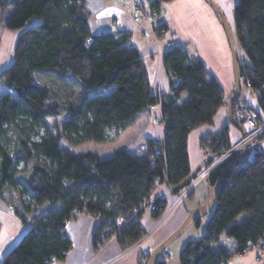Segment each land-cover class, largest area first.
I'll use <instances>...</instances> for the list:
<instances>
[{
  "label": "trees",
  "instance_id": "1",
  "mask_svg": "<svg viewBox=\"0 0 264 264\" xmlns=\"http://www.w3.org/2000/svg\"><path fill=\"white\" fill-rule=\"evenodd\" d=\"M166 1L151 0L150 8L160 17ZM0 9H6L7 29H22L15 39L13 60L0 71L4 88L0 91V199L28 226L0 264L64 261L72 248L65 224L81 212L99 219L93 234L95 249L111 233L106 225L122 217L126 223L116 232V241L122 251L127 250L146 232L142 206L157 184L174 187L169 195L178 196L196 171L241 137L231 142L227 125L202 136L199 144L207 157L191 174L189 133L213 124L217 110L227 107L233 93L225 99L223 88L201 60L191 58L181 45L168 47L163 64L171 92L158 94L151 88L139 50L127 36L91 32L86 0H0ZM232 17L237 51L242 50L247 59H238L241 82L257 103V108H248L241 93L234 102L232 115L243 124L246 109L256 110L264 119V0H236ZM32 18L39 21L27 24ZM153 25L157 36H164L161 19ZM42 72L63 79L66 93L40 78ZM182 94L187 96L184 102H180ZM156 104L165 118L164 139H147L144 155L118 149L101 159L94 152L73 153L60 144L61 138L70 146L107 142L110 134L117 135ZM62 115L60 130L50 132L47 119ZM232 157L214 167L198 186L205 182L207 193ZM192 193L190 199L195 198L193 189L187 199ZM167 197L157 201L150 211L152 218L163 214ZM205 216V231L182 247L181 264H226L231 252L221 244L223 240L233 241L236 254L264 240V155L257 148L225 172ZM167 258L166 249L157 264H166ZM147 261V256L139 257V264Z\"/></svg>",
  "mask_w": 264,
  "mask_h": 264
},
{
  "label": "crops",
  "instance_id": "2",
  "mask_svg": "<svg viewBox=\"0 0 264 264\" xmlns=\"http://www.w3.org/2000/svg\"><path fill=\"white\" fill-rule=\"evenodd\" d=\"M214 1L225 17H232L229 6L236 0H230L229 4L226 3V0ZM86 8L89 11L88 23L92 33L107 31L113 34L120 31L127 33L130 43L139 50L153 92L158 94L171 92L170 76L165 70L163 56L168 48L167 42L172 40L176 45L183 46L191 58H197L205 64L211 75L217 79L223 88L225 99L231 95L234 83L229 47L221 25L204 0H169L164 2L160 19L166 28L164 36L160 38L155 36L147 22L135 19L134 0H86ZM5 10L0 9V13L1 11L6 12ZM38 21L35 19V22ZM3 23L0 18V71L10 63L6 61L10 59L9 54L13 57L15 39L22 31V29H5ZM244 97L248 108H257L254 96ZM186 99L187 96L182 94L180 102H184ZM225 109L226 106H223L217 110L213 124L201 125L189 133L187 150L191 174L197 170L203 158L207 157V153L199 144L202 136L215 133L227 125L231 142L240 137V130L229 124L227 117H224ZM160 114V105L156 104L151 107L147 114L137 118L123 131L115 136L110 135L117 143H121V147H124L119 149L137 154L136 149L144 144L147 139L160 141L164 139L165 126L158 120ZM109 143L107 141L101 144L106 146ZM167 198L169 201L173 199V197ZM186 208V204L179 207L169 221L159 228L145 242L143 247L151 250L177 228L185 217ZM97 223L96 218L83 212L78 213L75 219L67 221L65 230L72 240V248L64 261L53 264H103L111 259L112 262L109 264H139V257L141 256L139 251L122 253L123 251L114 239L108 240L109 242L107 241L108 243L103 248L100 246L95 249L93 234L97 228ZM153 223L154 218L145 212L142 217L143 228L148 229ZM27 228L28 226L23 225L9 209V205L0 199V262L5 253L18 242ZM262 243L260 249H254L252 255H247V252L244 254L233 253V241L231 239L223 240L221 244L227 251L231 252L226 264H264V240ZM234 255L239 256L238 259L232 257ZM258 256H260L259 260L256 259Z\"/></svg>",
  "mask_w": 264,
  "mask_h": 264
},
{
  "label": "built area",
  "instance_id": "3",
  "mask_svg": "<svg viewBox=\"0 0 264 264\" xmlns=\"http://www.w3.org/2000/svg\"><path fill=\"white\" fill-rule=\"evenodd\" d=\"M150 1L148 0H134V11H135V19L137 21H144L147 22L150 26L151 31L155 34L156 37V30L154 29L152 22L156 19H158V14L150 8ZM164 31L163 29L161 30ZM125 31H120L115 33V36H127L125 35ZM160 38V37H159ZM175 43L170 40L167 42V47L174 46ZM242 119L243 124L246 127L245 135L242 136L233 143L229 148L223 150L220 152L213 160L212 163H210L207 167H202L201 170L196 171V175L191 178L189 183L183 188L182 192L176 197V200L173 204L170 206H167L163 214L159 217V219L155 220L157 221V224H162L172 213V211L180 205L183 198L186 197L193 189L196 187L205 177L206 175L218 164L221 162L227 160L228 158L237 155L241 152H244L246 150H252L253 148H257L263 155H264V119H261L258 112L253 109H246L242 112ZM164 116H161L159 118L160 122L164 123ZM140 151L142 154L146 153L145 146H141ZM156 154H158V151H156ZM195 173V172H194ZM174 187L168 186V192H170ZM167 192V191H166ZM165 194L160 193L157 197H153V199H150L149 202L145 203L142 207L144 209H149L150 211H154L155 207L157 205V201L163 197ZM10 209V208H9ZM84 213V212H83ZM126 221L122 217H117L114 219L113 222L106 225V230L111 232L110 238L111 240L114 239L116 232L124 226ZM160 226H155V228L146 230V232L143 234V236L133 245H131L127 250L123 251L122 253H127L130 251H133L135 249L139 250L142 255H148L149 250L143 247L145 242L152 237V235L158 230ZM263 243L262 241H258L255 245L250 246L249 248L243 249L242 254L246 253L250 249H260L262 247ZM262 254V253H261ZM260 254V255H261ZM258 256L256 259L259 260ZM112 262L111 260H108L104 262L103 264H109Z\"/></svg>",
  "mask_w": 264,
  "mask_h": 264
},
{
  "label": "rangeland",
  "instance_id": "4",
  "mask_svg": "<svg viewBox=\"0 0 264 264\" xmlns=\"http://www.w3.org/2000/svg\"><path fill=\"white\" fill-rule=\"evenodd\" d=\"M226 1H227L226 3L229 4L230 0H226ZM232 4H234V3H231V6H229L230 7L231 16H233V6H232ZM6 17H7V12H2L1 11L0 18H1V22L2 23H3V21H5ZM158 18H160L159 15H158ZM226 18L229 21V24L234 28V24H233V20H232L233 17L230 18V17L226 16ZM35 19L36 18H33V19L29 20L27 22V24L34 23ZM152 25H153V22H152ZM3 26H4V23H3ZM153 27H154V25H153ZM4 28L6 29L5 26H4ZM13 52H14V49H13ZM10 53H11V51H10ZM9 56H10V59L8 61H6V62H11L13 60L12 55L9 54ZM238 59L243 61V62L247 61L244 53L240 49L238 50ZM5 64H7V63H5ZM39 76H40V78H42L44 80H47L50 83V85H58L61 88L63 95L66 93L67 86H66L65 81L63 79L59 78L58 76H56L55 74H53L51 72H42V73H39ZM233 83H234V81H233ZM232 89H234V86H233ZM1 90L4 91V88L0 87V91ZM241 95L242 96H247V97L253 96L251 91L249 90V88L243 82H242V86H241ZM221 107H223V106H221ZM226 113H227V110L225 109L224 110V117L226 116ZM161 116H162V114L159 115V118ZM64 117L65 116L62 115V116L57 117L55 119H53V118H48L47 119V125H48V128H49L50 132H55L57 129L60 130ZM159 118H158V120H159ZM160 123H162L164 125L163 122H160ZM108 142H110V143L106 144V146H103V144L97 143V142H94V141H87V142H84V143L76 145V146H70V145L67 144V142L63 138H61V140H60V144L63 147H65L66 149H68L69 151L73 152V153H83V152L90 151V152H94V153L98 154L101 159L109 158L113 154V152L115 150H118L119 148H124V147H121L122 146L121 143H117L113 137ZM141 146H145V149H146V144L145 143L141 144L136 149L137 150V155H144V154L141 153V151L139 149ZM19 167L22 169L23 165L21 164ZM197 186L194 187V189H195V198L193 200L190 199L191 197H194L193 193L189 196L188 199H187L188 195H186V197L183 198V200L180 203V205H178L172 211V213L169 215V217L162 224L161 223L157 224V221H155V220H157L159 218L154 219V223L152 224V226L150 228H148V229H145V230L153 229V228H155L156 225L160 226L159 228H161L163 225H165V223H167L169 221V219L172 217V215L175 213V211L179 207L184 205V203L186 204V206H192L193 207L196 204L202 202L203 199L206 196V184H205V182H202L198 187ZM163 188H164V191H165V194H164L165 197H167V196L168 197H173V195H171V194L169 195L168 187L166 186V184L162 183V184H157L154 187L153 191L151 192V194H152V196H151L152 198L151 199H153V197H157L160 193H163L164 192ZM176 197L177 196H175L170 201L168 200V202H169L168 206H170L171 204L174 203V201L176 200ZM193 204H195V205H193ZM9 208H10V206H9ZM145 212L150 214V210L149 209H145ZM243 217H244L243 215L240 216L238 218V221L239 222L242 221ZM96 220H97V222H99V219L97 217H96ZM207 220H208V216H203L201 218V220L199 221L198 225H191L179 238H177L175 241H173L167 247V253H168L167 264H181L180 263V251H181L182 247L185 246V244L189 240L197 239V238L202 236V234L204 233L205 228H206ZM108 240H111L110 236L101 245L102 248L105 246V244H107L109 242ZM114 240H116V234H115ZM136 250L137 249H135L133 251H136ZM151 250H152V248H151ZM151 250H149V251H151ZM252 252H254V248L250 249L249 251H247V253H248L247 255H252ZM139 254L141 256H147V258H149V254L148 255H142L140 251H139ZM232 257L238 259L237 257H239V256L234 255Z\"/></svg>",
  "mask_w": 264,
  "mask_h": 264
},
{
  "label": "water",
  "instance_id": "5",
  "mask_svg": "<svg viewBox=\"0 0 264 264\" xmlns=\"http://www.w3.org/2000/svg\"><path fill=\"white\" fill-rule=\"evenodd\" d=\"M205 3L212 9L217 21L221 25L225 38L229 47L230 55H231V68L233 74L234 81V89L231 97L227 101V121L229 124L236 127L240 130L241 135H245V129L243 124L235 119L232 115L233 104L239 98L241 92V77L239 72V63H238V51H237V42L235 36L233 34L232 26L229 24V21L219 8V6L215 3L214 0H204ZM251 150H246L232 157L224 166V168L220 171L219 176L217 177L215 183L213 185H209L207 187V193L202 202L196 204L192 208L186 210V215L181 223L175 228L170 234H168L163 240H161L156 246L149 251V258L146 264H157L159 258L163 255L164 251L167 247L179 238L192 224H194L196 219H200L205 216L212 208L216 201L217 193L222 184L225 172L235 163L245 161L247 156L250 154Z\"/></svg>",
  "mask_w": 264,
  "mask_h": 264
}]
</instances>
